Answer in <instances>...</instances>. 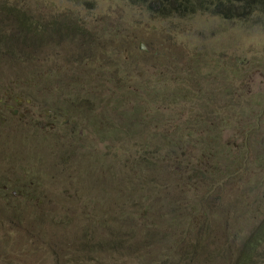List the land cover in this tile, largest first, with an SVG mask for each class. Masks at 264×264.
Returning <instances> with one entry per match:
<instances>
[{
    "label": "rangeland",
    "instance_id": "obj_1",
    "mask_svg": "<svg viewBox=\"0 0 264 264\" xmlns=\"http://www.w3.org/2000/svg\"><path fill=\"white\" fill-rule=\"evenodd\" d=\"M0 9L24 14L43 24L45 35L34 49L21 50V59L31 58L34 67L27 71L40 69L47 79L55 75L68 84V90L62 93L65 104L70 97L66 92L77 87L82 92L80 102L91 99L99 89L97 85H101L99 81L110 96L141 95L147 85L152 93L176 88L180 94L193 91L195 83L217 86L221 76L237 74L240 78L233 79L243 86L239 88V96L225 95L220 100V114L233 118L235 113L229 112L230 107H235L232 104L257 90L264 92V27L257 24L256 16L250 21L224 20L197 12L161 19L131 0H0ZM4 17L0 15V19ZM66 22L76 28L64 30ZM79 26L86 32L83 37L77 33ZM25 65L12 69L18 72L13 80L19 82L22 76H27ZM117 81L120 82L115 84ZM123 100L119 124L125 111L130 114L142 102L146 106L151 104L145 96ZM15 109L16 115L11 118L0 114V143H5L3 148L0 144V170L5 163L14 170L11 173L1 170L0 198L5 200L0 203L20 209L30 192L25 189L34 186L37 189L26 216L20 214L0 221V264H233L235 253L231 252L234 245L229 229L219 220L215 227L206 215L203 219L194 216L181 199L168 204L170 196L181 195L173 178L176 173L130 172V165L129 169L124 167L123 155L114 157L119 153L116 150L119 144L100 142L96 133H93L95 144L84 143L81 153L75 156L74 144H69L52 149L56 160L46 154L31 158L22 144L21 132L30 128L25 121L27 117L32 115L34 119L38 112L25 103ZM24 110L28 114L22 117ZM95 119L101 125L104 117ZM105 119L107 128L112 114ZM57 121L81 130L89 119L82 118L78 111L66 110ZM129 144L126 156L129 161L137 160L141 157L139 143ZM95 154L103 162L91 156ZM71 156L73 163L69 160ZM21 159L30 163L25 167L16 164ZM50 164L52 169L48 167ZM158 188L163 190L160 195ZM96 207L102 210L99 212ZM54 211L62 217L47 216ZM181 213L187 217L178 218ZM161 215L174 221L192 220L195 229L169 235V226L168 238L161 242L155 228V219ZM204 222L211 227L205 232ZM99 241H103L102 247ZM181 249L183 252L179 254Z\"/></svg>",
    "mask_w": 264,
    "mask_h": 264
},
{
    "label": "trees",
    "instance_id": "obj_2",
    "mask_svg": "<svg viewBox=\"0 0 264 264\" xmlns=\"http://www.w3.org/2000/svg\"><path fill=\"white\" fill-rule=\"evenodd\" d=\"M131 1L161 19L171 16L182 17L197 12L210 13L224 20L236 18L250 21L252 16H256L259 19L257 24L264 27V0ZM0 15L5 16L0 19V114L11 118L16 115L15 108L21 107L22 103L38 112V116L34 119L30 117L32 115L27 117L25 121L30 128L21 132L22 144L31 153V158L46 154L52 160H56L58 157L54 156L52 149L63 145L70 146L69 144H74L75 149L72 153L75 156L81 153L84 143L92 144L96 141L93 138V133H96L100 142L119 144L116 147L119 153L114 157L123 155V162H126L124 167L129 169L130 165V172L144 173L151 170L154 173H176L172 175L181 195L170 196L168 204L172 205L173 199H181L182 205H188L194 216L202 218L206 215L207 220L215 227L219 220L224 228L229 229L231 242L234 245L231 252L235 253L233 264H264V92L262 90L248 94V97L242 98L241 102L232 104L235 107H230L229 112L235 113L233 118H230V115L220 114V100L225 95L230 97L237 95L239 88H243L239 81L233 79L239 77L233 74L235 71H230L233 74L231 76H221L217 86L195 83L193 91L188 90L180 94V89L176 88L154 90L152 93L147 85L141 95L121 93L110 96L105 92L103 82L99 81L101 85H97L99 89L92 94L91 99H88L91 100L90 102L88 100L80 102L78 98L82 96V92L77 87L66 92L67 97H70L65 99L67 102L65 104L62 93L68 90V84L60 78L56 79L55 75L47 79L40 69L33 68L30 72L27 71L30 66L34 67L33 62L29 57L21 59L23 56L21 50L34 49L38 46L42 35H45L43 24L24 14L16 15L1 9ZM8 21L10 24L7 23ZM57 26L61 29L60 25ZM74 28L76 25L69 22L63 24L64 30ZM83 29L79 26L77 32L79 36L83 37L86 34L85 31H81ZM19 65H25L27 76H22L17 82L13 79L17 77L18 72L12 69ZM103 81L106 83L105 80ZM234 85L239 87L235 88ZM141 96L143 98L145 96L151 104L146 106V103L142 102L137 104L130 114L125 111L120 117L119 124V108L125 105L123 99ZM163 102L166 103L164 106ZM98 103L102 105L99 106ZM235 108L240 109L234 110ZM66 110L80 112L82 118L89 119L88 125L76 130L70 127V124L58 122V117L65 114ZM109 113L112 114V122L104 128L105 122L108 121L105 118ZM27 114L28 111L24 110L20 115L25 117ZM250 114L251 118H249ZM97 116L104 117L101 125L95 119ZM58 133L73 138L76 142L71 143L69 139H63ZM129 141L139 143L141 157L137 160L129 161L126 156L130 151ZM0 144H2L1 148L5 145V143ZM73 156L69 158L70 163L74 161ZM91 156L103 162L96 154ZM28 163L30 161L24 159L16 161V164L23 167ZM48 167L52 169L51 164ZM1 170L5 173L14 171L7 166V163ZM1 170L0 173H3ZM1 178L3 176L0 175ZM36 189L37 186L25 189V192H30L25 196L26 203L20 209L11 207L8 203H0V217H2L0 221L11 220L20 214L26 216L27 208L34 204L31 201ZM162 191L158 188L157 195L162 194ZM25 192L18 195L22 196ZM134 199L133 196L132 200ZM4 200L5 198H0V201ZM225 203L227 207L224 206ZM96 208L99 212L102 210V207ZM4 211L8 212L2 215ZM92 211L97 212L95 208H92ZM47 216L60 219L62 214L54 211L52 216L49 214ZM177 217L187 216L181 213ZM144 221L141 222L142 226ZM155 221L161 242L167 240L169 226L171 227L169 235L181 230L189 233L196 226L192 220L177 221L176 218L174 221L162 215ZM115 222L117 223L116 220ZM203 228L204 232L211 229L205 222ZM119 238L120 236L117 235L118 242ZM103 244V241L98 242L101 247ZM182 252L181 249L179 254Z\"/></svg>",
    "mask_w": 264,
    "mask_h": 264
}]
</instances>
